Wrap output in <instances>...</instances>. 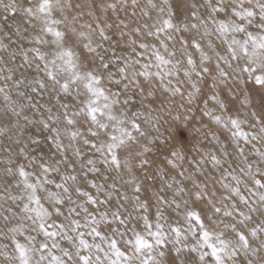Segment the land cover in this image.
Returning a JSON list of instances; mask_svg holds the SVG:
<instances>
[{"label": "snow or ice", "instance_id": "6c2138e0", "mask_svg": "<svg viewBox=\"0 0 264 264\" xmlns=\"http://www.w3.org/2000/svg\"><path fill=\"white\" fill-rule=\"evenodd\" d=\"M93 6L101 15L109 10L118 13L120 8L128 6V0H92L89 7ZM130 6L135 9L138 0H131ZM187 7L190 9L187 17L176 20L177 10L171 0H161L160 4L146 0L141 11L153 22L130 32L120 31V39L129 36L126 44L145 51L151 49L149 62L141 64L140 59L132 55L117 56L114 48L111 56L101 53L105 42L112 45L113 38L107 33L112 25L101 23V17L93 11L88 15L94 16L95 27L87 21L79 23L83 12H76L70 18L65 13L73 8L72 0H27L26 3L25 0H0V11L5 14L3 20L19 17L22 25H27H17L15 34L29 45L17 44L16 49L9 50L0 39V51H8L12 62L19 55L22 61L19 67L34 68L37 73L32 79L25 77L14 81L15 86L19 88L26 83L34 93L47 92L60 110L52 115V109L48 108V118L39 121L42 129L48 130L46 139L55 146L56 152L47 160L41 154L37 161L21 148L28 166L18 164L15 170L12 167L5 169L6 175L18 177L0 191V236L8 238L13 246L11 253L0 250V256L9 264H191L187 253L197 254L196 264H264V255H261L264 239L260 240L259 246L251 242L264 236V221L255 222L252 215L257 212L253 205L264 207V149L256 146V143L264 145V103L259 112L237 110L232 114L224 101L213 93L211 100L227 115L215 114L211 109L203 114L229 133L236 157L225 159L232 157L227 143L222 145L219 154L209 151L202 155L198 167L208 161L214 171L221 173L219 179L211 174L206 176V180L212 181L211 188L205 181H198L192 175L185 176L184 171L178 173L182 181L170 177L176 188L170 200L157 194L155 224L146 214L148 201L141 199L143 179L136 175V169L150 166L152 162L147 156L152 147L147 142L150 133L140 121L141 117L145 123L158 118L150 113L132 111L128 107L130 92L138 91L145 99L154 96L155 79L164 91L183 95L181 72L193 89L188 94L189 103L194 99L193 93H201L197 81L205 76L212 77L213 88L227 86L231 81L235 87L253 85L264 92V0H204V4L192 3ZM202 8L206 9V15L201 13ZM150 9L156 11L155 17L150 16ZM132 15H136L135 11ZM124 27L128 25L124 24ZM253 28L255 31L251 30ZM132 33L154 38L159 47L132 39ZM180 33L190 35L187 38L181 35L179 49L170 50L169 42L176 41ZM217 41L224 46V54L218 51ZM115 43L119 45L120 40ZM136 47L132 52L143 57V52L136 53ZM78 49L84 50V56ZM161 49L168 55L162 54ZM190 49L199 54L198 58ZM177 50L184 60L173 59ZM96 61H99L98 65ZM184 63L187 66L182 68ZM112 67L115 71H110ZM152 68L156 70L152 71ZM4 72L8 74L0 79L12 80L13 69L0 67V73ZM193 76L197 79L193 80ZM141 77L149 83V90L140 84ZM107 84H115L117 90L112 91ZM6 89V83L0 86L5 113L10 111L16 117L22 116L26 122L36 123L23 115L25 105L12 100ZM17 96L24 97L28 106L35 108L26 93L17 92ZM62 97L70 98V102L63 101ZM249 103L246 96L243 104ZM117 106H120L119 111ZM249 115L255 124L250 125L247 118H242ZM246 125L251 128L259 125V134L246 130ZM12 127H18V123ZM7 131L11 128H0V135ZM213 139L220 142L215 133ZM31 142L40 143L39 140ZM81 143L94 153L86 160L79 146ZM152 144L155 145V141ZM242 144L251 145V152L246 154ZM69 149L81 161L80 175L76 173V162L69 160ZM57 153L61 154L59 159ZM170 155L184 158L175 150ZM250 155L255 156V161L250 160ZM167 162L173 168L178 167L171 160ZM5 163L11 165L13 161L9 159ZM34 164L39 171L28 170ZM225 164H228L227 168ZM98 165L104 166L103 170ZM110 171H115L123 184L130 187L132 195L122 192L119 199L132 202L131 212L123 208V203L115 207L110 204L113 192H119L115 183L105 185L89 179L91 174L106 179V173ZM200 174H204L203 169ZM143 176L149 179L146 172ZM151 179L155 181L157 177ZM159 179L163 183L160 191L172 188L163 170ZM184 180L191 181L192 187H186ZM82 182L95 189L97 194L86 190ZM216 184L220 185V191L216 190ZM10 188L20 189V192L13 193ZM237 200L248 208V212L241 209ZM9 201L19 208V213L11 205L5 207ZM198 201L210 205L211 215H202L196 206ZM89 205L94 210H90ZM163 206L172 207L181 218L167 224V230ZM133 213L138 215L133 216ZM55 217H63V220ZM133 219L143 221L142 231L135 226L129 227ZM108 225L116 227L102 231ZM190 237L195 240L194 244L187 243ZM169 244L174 249L171 259L165 251ZM7 247L4 245L3 249Z\"/></svg>", "mask_w": 264, "mask_h": 264}, {"label": "rangeland", "instance_id": "374dc122", "mask_svg": "<svg viewBox=\"0 0 264 264\" xmlns=\"http://www.w3.org/2000/svg\"><path fill=\"white\" fill-rule=\"evenodd\" d=\"M27 0H25V3ZM92 0H72L73 8L66 10V13L70 18L76 12H83L84 15L81 17L79 23H83L87 21L93 24L95 27L94 16L88 15L89 11H93L96 16L101 17V23L111 24L112 27L107 29V33L109 36H112L113 42L112 45L108 42L104 43V47L100 49L101 53H104L106 57L111 56V52L113 48L116 51L117 56H128L132 55L134 58L140 59L141 64L148 63L149 57L152 56L151 49L145 51L136 46H130L125 42L129 40V36H124L120 39V31L130 32L131 29L135 27H140L145 23L151 24L153 21L149 18V16H144L142 14L141 9L145 7L146 0H138V6L133 9L131 5V0H128V6L120 8L118 13H113L111 10L107 11L104 15L95 9L89 7V4ZM156 3L160 4L161 0H155ZM174 10H177L176 20L184 19L187 17V13L190 10L187 5L195 3L197 5L204 4V0H171ZM80 4V8H76L75 5ZM135 11L136 15L133 16L132 13ZM201 13L206 15V9H200ZM149 14L151 17H155L157 15L154 9L149 10ZM5 14L0 11V39L8 45L9 50L16 49L17 44H23L24 47H28L29 45L25 43L22 39H18L15 34V27L17 25H22V21L19 17H9L7 21L3 20V16ZM123 21V24H121ZM124 24H127L128 27L125 28ZM23 27H27V25H22ZM255 31V29H251ZM31 31V30H30ZM27 35V33H25ZM183 35L186 38L190 35L189 33H180L177 34L176 41L169 42V49L173 48L179 49L180 45L178 43L180 36ZM10 38V39H9ZM132 39H136L138 42H146L149 45L156 44L159 47L158 41H156L152 37H145L139 34L132 33ZM240 38V37H238ZM120 40L119 45H116L115 41ZM215 40V37H212ZM10 41H16L17 43H11ZM217 49L222 54L225 52L224 46L217 41ZM136 47V53L143 52V57L136 56L135 53L132 52V48ZM105 49L107 52L105 53ZM193 52L194 57L198 58V53L195 52L194 49H190ZM81 52V55L84 56V50L78 49ZM162 54L167 56L168 54L161 49ZM0 67H10L13 69L12 72V80L4 81L0 79V86H4L7 84V91L12 98V100L17 101V103L25 105L23 115H27L30 121H36V123L26 122L23 117H16L10 111L5 113V102L3 101L2 94H0V128H11V131H7L4 134L0 135V191L3 190L5 185H12L17 179V176H8L5 173V169L7 167H12L14 170L18 164H24L28 166V160L24 158V154L20 152V149L23 148L28 156L35 157L37 161H39L41 154H43V158L47 160L53 153L56 152L55 146L46 139L49 135L47 129H42V125L39 121L47 119L49 116L48 108L52 109V115H56L59 113L58 103L52 99L47 92H32L30 87L25 83L22 84L19 88H17L14 84V81L21 80L27 77L28 79H32L37 76V73L34 68H24L19 67L21 64V58L17 55L15 62H12L8 51H0ZM181 59L184 60L181 52L179 50L176 51V57L173 59ZM154 62V57H153ZM235 63V62H234ZM96 64H99V61H96ZM94 66V65H92ZM186 63L182 64L181 67H186ZM212 67V65H208ZM139 67V65L137 66ZM155 71V68L151 69ZM227 71L231 72L230 69ZM110 71H115V67L110 68ZM7 72L0 73V76L7 75ZM119 78V77H117ZM180 81H183L181 85V89L183 95L176 94L172 95L170 92L164 91L160 87V82L158 80H153V84L155 87V95L149 96L146 99L143 94L138 91L130 92L128 94L130 98L129 108L132 111H142L146 114H151L153 117L158 118L152 119L151 123H145L143 117H141L142 127H146L149 131V137L147 138V142L149 146L152 147V152L148 154L147 158L151 160L150 166H146L145 169H136V175L143 179V188L141 199L147 200L149 204V211L146 213L149 219L153 224L156 223V210H157V194L163 196L165 199L170 200L173 197L174 190L176 188V183L172 182L170 177H176L177 181H182L183 178L178 175L180 171L185 172V176L192 175L198 181H205L209 184V187H212V181L206 180V176L211 174L212 176L219 179L221 173L219 171H214L210 162L205 161L199 167L197 166V162L201 160L202 155L209 151H214L219 154L222 145L227 143V150L232 153V157L225 159H232L236 157V149L235 146L229 139V133L221 128V126L217 125L214 121L210 119V117L204 115L203 113L209 109L214 110L215 114L218 115H227V113H223L220 109L219 105L216 104L215 101L211 100V95L216 93V95L224 101L228 108V112L232 114H236L237 110L241 113H251V111L255 110L257 112L260 111L261 104L264 103V92H262L258 87L253 85H248L245 87L241 84L239 87H235L231 81L227 84V86L221 85L219 88L212 87V77L205 76L203 80H198V86L201 88V93L195 94L194 99L191 103L189 100V92H193L191 88V82L188 81L181 72ZM193 80L197 78L195 76L192 77ZM140 84L146 89L149 90V83L146 82L142 77L140 78ZM176 84L175 79L173 80V85ZM107 87L111 88L112 91L117 90V86L115 84H107ZM24 92L27 96L32 98V104L35 105V108L28 106L27 101L24 97L17 96V92ZM248 97L250 103L247 106H244L243 101L245 97ZM124 97H121L123 99ZM65 102H70V98H61ZM207 104V107H206ZM120 106H117V111H119ZM131 114V112L129 113ZM247 118L249 120V124H255V120L251 118L249 115ZM18 127H12L13 124H17ZM155 125V127H153ZM159 131H156V129ZM246 130L250 132H255L259 134V125L255 128H251L249 126H245ZM216 134L220 138V142L213 139V134ZM89 139H95L94 137L88 136ZM32 140H39V144H34ZM155 141V145L152 142ZM167 141V144H165ZM67 143V141H65ZM253 143H256L255 141ZM81 149L84 151L85 156L84 159H88L90 156H93L94 153L87 146H84L82 143L79 145ZM246 154L251 152V145H244ZM257 147L264 149V145L256 143ZM11 149V151H9ZM175 150L178 153L183 155V159H178L176 156L170 155V153ZM69 160L74 161L77 164L76 173L80 175L81 168L79 164L81 161L75 157L72 153V150L69 149L67 153ZM61 156L60 153L56 154V158L59 159ZM250 160L255 161V156L250 155ZM11 159L13 163L8 165L5 161ZM139 159V158H137ZM173 161L178 167L173 168L172 164H169L167 161ZM102 168V165H98ZM228 167V164H225V168ZM200 169H203L204 174H200ZM29 171H39L36 165H32L28 167ZM64 168H62V171ZM163 170L165 176L169 178V182L172 183V188H165L163 191H160L163 188V183L159 179L160 171ZM146 172L149 179H144L143 173ZM107 178L104 179L100 175L91 174L89 179H95L97 183H104L105 185H111L115 183L116 188L119 189V192L114 191L113 197L110 201V204L115 207L116 205L123 203V208L128 209L129 212L132 211V202L131 201H121L119 196L122 192H126L129 196L132 195L131 189L129 186L124 185L123 181L117 175L115 171H110L106 173ZM157 177L155 181L151 179V177ZM58 179V177H56ZM184 185L188 188L192 187L191 181L184 180ZM82 186L86 188V190L92 192L93 195H96V190L90 188L86 183L82 182ZM216 190L220 191V185L216 184ZM10 191L13 193H19L20 189L10 188ZM244 194L248 195L247 191L244 190ZM43 197V193H41ZM178 199V197H177ZM235 199V198H234ZM239 204V201L237 200ZM11 205L15 211L19 213V208L16 205H13L11 201L5 204V207ZM196 206L201 210L202 215H211V207L207 205L204 201H198ZM241 209L245 212H248V208L242 204H239ZM50 207V205H49ZM253 207L257 208V212L253 213V221L261 222L264 221V207L260 204L253 205ZM90 210L92 206L89 205ZM64 209H62L63 211ZM163 213L166 217L167 223L165 224V229L167 230V224L172 223V221L181 219L176 212L173 211L172 207L163 206ZM122 214L127 215L126 212L122 211ZM138 215L137 213H133V216ZM58 220H63V217H55ZM164 223V221H161ZM182 222V220H181ZM207 222V221H206ZM135 226L138 231L143 230V221L138 219L131 220L129 227ZM252 224L249 222V227ZM0 227H2V222H0ZM116 227V225H108L102 228V231H109L110 228ZM121 230H124L121 228ZM264 239V236H261L259 239H253L251 242L254 246H259L260 240ZM188 244H194L195 240L193 238H189L187 241ZM4 245H8L7 249H3ZM67 246V245H65ZM123 247V245H121ZM12 244L10 240L6 237L0 236V250H6L9 253L12 252ZM168 254V259H171L174 256V249H172L171 244H169L168 249H165ZM264 255V252L261 253ZM187 259L191 261V264H196L197 254L196 253H187ZM244 259V257H241ZM0 264H9L8 261L4 259L3 256H0Z\"/></svg>", "mask_w": 264, "mask_h": 264}]
</instances>
